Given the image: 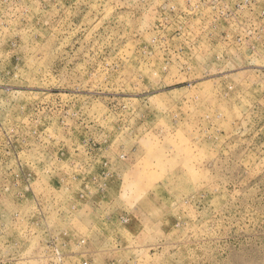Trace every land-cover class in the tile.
Returning a JSON list of instances; mask_svg holds the SVG:
<instances>
[{"label": "rangeland", "instance_id": "1", "mask_svg": "<svg viewBox=\"0 0 264 264\" xmlns=\"http://www.w3.org/2000/svg\"><path fill=\"white\" fill-rule=\"evenodd\" d=\"M0 264H264V0H0Z\"/></svg>", "mask_w": 264, "mask_h": 264}]
</instances>
